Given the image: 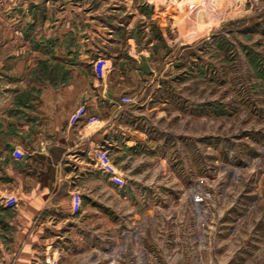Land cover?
Returning <instances> with one entry per match:
<instances>
[{
  "label": "rangeland",
  "instance_id": "374dc122",
  "mask_svg": "<svg viewBox=\"0 0 264 264\" xmlns=\"http://www.w3.org/2000/svg\"><path fill=\"white\" fill-rule=\"evenodd\" d=\"M68 1L115 4L120 62L159 87L136 108L153 149L110 156L113 175L87 159L68 210L81 235L43 263L264 264V0H133L131 14ZM133 42L146 60L126 62ZM106 211L112 228L94 216Z\"/></svg>",
  "mask_w": 264,
  "mask_h": 264
},
{
  "label": "crops",
  "instance_id": "0c3cea01",
  "mask_svg": "<svg viewBox=\"0 0 264 264\" xmlns=\"http://www.w3.org/2000/svg\"><path fill=\"white\" fill-rule=\"evenodd\" d=\"M130 1L123 0L129 14L137 5ZM112 6L0 0V264H44L45 253L63 250L67 234L81 235L68 210L83 182L79 172L92 177L87 159L95 150L116 161L153 149L136 108L153 102L159 86L152 72L142 82L139 65L120 62L123 43L113 34L122 17ZM132 45L126 62L148 58ZM137 88L141 103L123 104ZM80 106L87 114L74 122ZM94 216L112 228L110 211Z\"/></svg>",
  "mask_w": 264,
  "mask_h": 264
},
{
  "label": "built area",
  "instance_id": "2783aa9c",
  "mask_svg": "<svg viewBox=\"0 0 264 264\" xmlns=\"http://www.w3.org/2000/svg\"><path fill=\"white\" fill-rule=\"evenodd\" d=\"M121 102L126 105L134 104L132 97L124 96L121 98ZM87 114V109L85 106H80L74 113L73 121L78 122L84 119ZM94 159L96 161V166L98 170L105 174L113 175L116 172L113 164L111 163L110 153L105 148H99L94 151Z\"/></svg>",
  "mask_w": 264,
  "mask_h": 264
}]
</instances>
